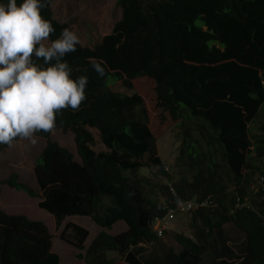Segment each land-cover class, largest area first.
<instances>
[{
    "label": "trees",
    "instance_id": "trees-1",
    "mask_svg": "<svg viewBox=\"0 0 264 264\" xmlns=\"http://www.w3.org/2000/svg\"><path fill=\"white\" fill-rule=\"evenodd\" d=\"M51 1L45 0L42 17L51 22L55 32L68 28L53 20ZM116 5L121 14L111 33L93 49L76 47L64 58L73 78L88 77L86 99L77 110L62 109L52 130L35 133L45 143L33 168L39 192L30 179L21 182L14 172L0 181V186L6 185L29 198H40L38 208L51 214L56 226L71 215L89 217L108 229L117 221L127 225L128 232L115 238L99 234L86 257L97 248L102 256L106 251H117V242L128 247L144 238L154 239L147 224L163 211L158 199L152 202L146 197L144 187L149 186L158 191L157 198L165 197L168 207L190 205L187 227L194 229V241L191 234H176L174 238L184 251L177 256L168 250L160 260L162 264H182L186 258L193 259L186 264H197L204 256L214 260L213 264H233L227 260L238 257H243L240 264H264V232L255 225H249L247 232L244 227L255 216L245 208L232 210L236 200L243 204L251 196L249 173L258 170L264 175V0H116ZM228 36L233 37L231 54L212 66L186 64L181 57L184 51L178 41L183 38L207 47L225 48L230 44ZM57 37L50 36L49 40ZM165 55H171L168 61H164ZM93 63L104 67L102 77L91 67ZM141 78L154 81L158 96L171 106L172 118L181 116L182 110L188 111L191 118L211 122L206 151L219 147L225 172L207 152L195 153L192 143L186 141V137L191 138V126L178 122L175 127L181 132L185 148L177 166L185 160L194 169L175 184L165 183L164 192L159 185L144 180L147 167L157 168L168 180L172 173L155 156L152 143L146 138L144 117L137 113L144 109L142 99L107 89L110 82L120 81L131 90L132 81ZM89 100L92 102L85 106ZM135 107L136 116L131 111ZM205 110L208 116L204 115ZM114 111L119 120L111 118ZM261 118L259 126L253 127ZM86 123L99 129L109 153L93 150L92 137L84 129ZM250 127L254 134L242 136L241 133L250 132ZM55 130L74 135L82 165L52 140ZM8 147L0 144V153ZM241 150H248L250 161L239 164L237 151ZM146 154L148 158L143 161ZM225 181L234 183L232 199H228ZM257 197L264 202V190ZM199 204L206 208L196 209ZM69 227L75 235L72 239L67 237L66 242L81 250L88 231L71 224L66 230ZM233 230L241 231L243 238ZM50 239L43 223L0 211V264H59V257L51 252ZM232 239L236 252L226 245ZM76 259L81 260V254ZM125 261L143 264L133 253H128Z\"/></svg>",
    "mask_w": 264,
    "mask_h": 264
},
{
    "label": "clouds",
    "instance_id": "clouds-1",
    "mask_svg": "<svg viewBox=\"0 0 264 264\" xmlns=\"http://www.w3.org/2000/svg\"><path fill=\"white\" fill-rule=\"evenodd\" d=\"M44 7L45 0H19V3H17V0H0V144L3 145L10 146L12 142H15L13 140L18 137L28 139L31 143L35 144V133L49 132L50 130H52L55 126L56 115L62 109L70 108L72 110H77L81 103L86 99L85 89L88 84V77L86 75H81L79 77L73 78L69 63L64 58L67 54L74 53L77 50L76 47H81L84 49H89V47H86L81 43L78 35L73 30H71V28L66 23H64V25H67L68 28H63L58 32H55V29L53 28L51 22L47 19H44L41 15V10ZM52 18L57 23L62 24L58 19L54 18L53 15ZM50 36L58 37L56 39L49 40ZM99 43L100 41L97 44ZM94 46H96V44ZM91 67L97 73L98 77H102L104 75V67L101 64L93 63ZM112 84L113 82H110V84L107 85V89L112 93H117L109 89V86H111ZM117 94L124 95L122 93ZM132 95L138 96L141 100V97L138 94L133 93L130 96ZM91 102L92 101L89 100V103L85 104V106H88ZM136 108L137 107H135V111L131 109L134 115L136 112ZM138 111L139 112L137 113H141L142 117H144V128L148 133L146 138H148L152 143L153 153L156 157L160 158L162 165L167 168L166 163H168V161L161 158L159 151L157 153L158 149L156 145L158 141H161L160 139L156 140V138L158 137L155 135V132L151 131L149 128V126L151 125V123L149 122L153 121L154 115L152 119H150L149 116L148 120V115L145 109H143L142 111L138 109ZM111 118L115 120L120 119L119 115L115 111L112 113ZM136 121L138 122L137 117ZM261 121H263L262 118ZM90 123H86L84 125V129L92 137L93 150L96 153H109L110 149L100 138L99 129L97 127H90ZM200 129L201 131L198 132L200 141L198 139H191V141L188 143H192L193 149L196 154H201L202 149L207 150L206 145L209 140L210 134H212L211 122L203 119L202 123H200ZM96 139H98V143H96ZM73 140L77 156L69 149L62 148L58 144L57 145L70 153L74 162L82 165V159L77 152L74 135ZM212 149L214 148H211V150ZM218 149L219 147L214 150L217 151ZM147 158L148 155L146 154L143 158V161H145ZM216 163L219 165V168L224 171L223 160L221 159V163ZM33 171L34 170H32L33 184L31 183V185L35 187L36 192H39L38 187L34 186L35 179ZM259 173L257 172L255 175V173H253L252 171L247 177L249 180L248 189L251 190V196L246 197L243 204L236 200L232 205V210L237 211L245 208L251 211L255 216L254 219L250 218L248 222L246 221L244 226L246 232L249 225H255L256 228L264 232V208L262 207V203L264 202L260 199H257L258 192L260 190H264V175H261V173ZM226 176L227 175L224 176V180ZM168 183L171 182L168 181ZM225 183L227 184V186L229 183H231L232 185L234 184L233 181H225ZM3 188L9 187L4 185ZM2 190L1 193L3 192ZM252 196H254V198H251ZM37 199L40 201V198ZM164 201L165 199L163 200V202H161V209L163 211V214L154 216L151 222L147 224L149 232L153 235L154 239L148 240L144 238L136 245H129L128 247L122 246L117 242V251H106L103 256L100 254L97 248V251L95 253L92 251L89 256L86 257L87 252L96 237L102 233L103 237H106L108 239L115 238L121 234L127 233L128 227L123 221H117L112 225L110 229H108L96 225L91 220L92 225H94V228L96 229L95 234L97 233V235H92L93 238L91 242H89V244L84 247V244L91 235L90 231L85 229L86 231H88V237L82 245L83 248L81 250H77L72 246L78 251L77 254H81L82 256V259L79 261H83L84 264H129L125 261V257L128 253H133L135 254L137 259L142 261L143 264H162L160 260H162L164 254L168 253V250H172L175 255L179 256L184 250H182L181 246L175 240V243L177 245L176 247L172 246L170 248H164L163 246H161L159 255H154L149 259L143 257L145 253L144 249L148 251L152 250V247H154L155 244H159L161 240H164V242H166V245L170 246L168 242H171V240L165 237L169 236L171 233L173 234L174 227H177L179 225L177 224L178 219L184 217H186V219H189L186 215V213L190 211L189 204L183 205L182 203H178L175 207H168L164 204ZM198 208L204 209L206 208V205L199 204L198 206H196V209ZM41 211L47 213L44 210ZM47 214L55 222L54 217L49 213ZM81 217L86 216H67L63 219L61 224L56 227L59 228L66 220L68 221L72 220L73 218L78 219ZM118 223H122L123 228L121 230L118 229V232H116L115 228L116 226H118ZM68 224L70 223L66 224L64 228L65 230L62 231V234L60 235L61 240L59 239L60 241L65 242V244H67V242L62 239V235L63 238H66L64 233ZM196 224L200 225V222L196 220ZM76 226L80 227L79 225ZM189 230L191 231V235H188H190V239L193 240L192 234L194 232V229ZM237 232L241 234L243 238V233L239 230ZM177 233V235H180V231H178ZM51 235L50 242L52 252V238L55 237ZM175 235L176 234H173V236ZM233 244L234 242L232 239L231 241L228 240L226 245L227 247H230L232 251L236 252ZM147 246L149 247V249L146 248ZM102 248L104 249V245ZM120 250L125 251L123 253H120ZM109 257H111V259H109ZM60 258L61 257H59V262ZM204 258L206 257L204 256L200 260H198L197 264H204ZM189 260L193 259L186 258L182 264H186ZM207 261L208 262L206 264H213L214 262V260ZM227 261L228 263L240 264L243 262V257H238V260L231 259Z\"/></svg>",
    "mask_w": 264,
    "mask_h": 264
},
{
    "label": "rangeland",
    "instance_id": "rangeland-1",
    "mask_svg": "<svg viewBox=\"0 0 264 264\" xmlns=\"http://www.w3.org/2000/svg\"><path fill=\"white\" fill-rule=\"evenodd\" d=\"M50 9L53 17L58 19L62 24H68L71 30L78 35L81 43L89 48H92L95 44H97L103 36L111 33L114 24L119 21L121 14L120 8L116 5V0H52ZM228 38L230 40V44L225 48H221L216 45H210L207 47L200 45L196 40L191 38H183L178 41V46L184 51V54H182L181 57L186 64H203L212 66L219 59H222V57H227L231 54L232 49L230 45L233 41V37L228 36ZM170 56L171 55H165L163 57L164 61H168ZM120 85V82L113 83L109 86V89L113 92L122 94H138L142 99L143 108L147 112L148 120L149 116L150 119H152L154 115L153 121L149 122L151 123L149 128L151 131H154L155 135L158 137L156 140L160 139L161 141H158L156 145L158 149L157 153L159 151L161 158L168 161L166 166L169 169V172L171 171L172 175L169 177L170 180H168L159 173L157 168L147 167L143 173V178L148 184L159 185V188L164 192L163 185L165 183L170 181L175 184L181 176H189L190 172L194 169L187 166V162L185 160L183 165L177 166V162L185 146L183 145L181 132H179L175 125L178 122H182L191 126V138L186 137L188 144L191 139L199 140L198 132L201 131L200 123H202V120L200 121L199 119L191 118L188 115V111L182 110L180 111L181 116L177 119L172 118L170 115L171 106L166 104L165 101L157 95L158 89L156 88L154 82L150 79L142 78L140 80L132 81L131 90L126 89L121 85L123 87L122 88ZM203 112L204 115L208 116L206 110ZM260 122L261 119L257 124H252V126L257 128ZM253 134L254 129L251 127L248 134L241 133L242 136H249ZM51 138L53 141L57 142L60 147L69 149L77 156L73 134H63L60 130H55L52 132ZM98 142V139H96V143ZM44 145L45 143L39 138H36L35 144L24 138H19L17 141L12 142L7 149L0 153V181L5 180L14 172L19 176L21 182L27 183L26 180L30 179L33 184L32 170L34 162L41 153ZM201 152H207L209 156H212L213 161L221 163V155L216 150L212 149L208 152L202 149ZM243 160L244 162L246 160H251V155L248 150L237 151V161L239 164H242ZM256 164L260 167L258 163ZM257 172L259 173L258 170L253 171L255 175ZM3 186L4 185L0 186V210L3 214L8 216H24L29 220H36L43 223L48 229L49 234H52L55 237L52 238V252L61 257L59 264H84L83 261L75 259V255L78 253L75 248L70 246L68 243L65 244V242L60 241V235L62 234V231L65 230L64 228L67 223H70L71 225H79L91 233L89 239L84 244V247L87 246L93 238L92 235L96 232L90 218L81 217L78 219L73 218L72 220H66L58 228L56 227L54 220L47 213L38 209L37 205L39 200L37 198L31 199L22 192H17L9 188H3ZM225 187L230 198V194L234 192L232 184L229 183L227 186L225 183ZM144 188L146 191V197L152 202L158 199L157 202L160 204L165 199V197L157 198L158 191H154V189L149 186H145ZM1 190L3 191L2 193ZM188 223L189 219H186V217L178 219L177 224L179 225L174 227L173 234H178V231H180V233H184L185 235L191 234V231L187 228ZM119 224L120 223H118V226L115 228L116 232H118V229L121 230L123 228L122 223L120 225ZM237 231L233 230V233L236 234ZM233 233H230V236H233ZM64 234L66 238L68 237L70 239H72L75 235L72 227H69ZM173 234L171 233L169 236L165 237L171 240V242H168L170 246H167L166 242L161 240L159 244H155L154 247H152V250L148 251L144 249L145 253L143 257L149 259L154 255H159L161 246L164 248H170L172 246L176 247L177 245ZM95 235H97V233ZM237 237L242 238V235L238 233ZM66 238H63V240L66 241ZM146 248L149 249L148 246ZM109 259H111V257H109ZM208 259L211 260V258ZM203 262L206 264L208 262L207 258H204Z\"/></svg>",
    "mask_w": 264,
    "mask_h": 264
}]
</instances>
